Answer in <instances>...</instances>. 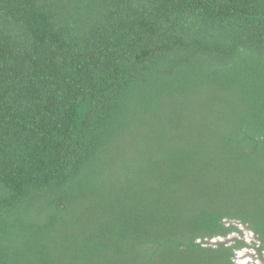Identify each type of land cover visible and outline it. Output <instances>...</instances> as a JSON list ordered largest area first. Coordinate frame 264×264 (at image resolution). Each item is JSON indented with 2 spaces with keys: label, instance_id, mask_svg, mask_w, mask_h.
Masks as SVG:
<instances>
[{
  "label": "trees",
  "instance_id": "trees-1",
  "mask_svg": "<svg viewBox=\"0 0 264 264\" xmlns=\"http://www.w3.org/2000/svg\"><path fill=\"white\" fill-rule=\"evenodd\" d=\"M235 223L261 258L264 0H0V264H237Z\"/></svg>",
  "mask_w": 264,
  "mask_h": 264
},
{
  "label": "rangeland",
  "instance_id": "rangeland-1",
  "mask_svg": "<svg viewBox=\"0 0 264 264\" xmlns=\"http://www.w3.org/2000/svg\"><path fill=\"white\" fill-rule=\"evenodd\" d=\"M237 229L240 233H230L226 237L214 238L209 240V243H225L226 245L232 244L234 240H242L246 247L235 251L234 261L237 264H264L262 259H264V252L261 255V258L258 255V252L255 251L258 242L254 234L247 229L245 226L235 223ZM255 246L253 247V244Z\"/></svg>",
  "mask_w": 264,
  "mask_h": 264
}]
</instances>
